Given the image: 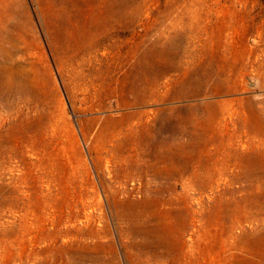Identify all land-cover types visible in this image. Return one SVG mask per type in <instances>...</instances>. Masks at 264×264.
<instances>
[{
    "label": "rangeland",
    "instance_id": "1",
    "mask_svg": "<svg viewBox=\"0 0 264 264\" xmlns=\"http://www.w3.org/2000/svg\"><path fill=\"white\" fill-rule=\"evenodd\" d=\"M0 264H264V0H0Z\"/></svg>",
    "mask_w": 264,
    "mask_h": 264
},
{
    "label": "bare ground",
    "instance_id": "2",
    "mask_svg": "<svg viewBox=\"0 0 264 264\" xmlns=\"http://www.w3.org/2000/svg\"><path fill=\"white\" fill-rule=\"evenodd\" d=\"M14 83L13 82H8L7 84H1V87L4 88L5 90H10L12 87H13ZM4 96V95H3ZM217 117H208L206 118L203 122H201L202 124L204 125H209L210 122L212 123L213 120H216ZM193 123V122H192ZM182 124V122H181ZM189 124L190 123H186L184 124V126L181 128L182 131H180L181 133H187V129L189 128ZM188 127V128H187ZM180 128V127H179ZM153 136V135H151ZM157 137V136H156ZM154 137V138H156ZM159 137V136H158ZM151 138V137H150ZM149 138V139H150ZM157 139V138H156ZM147 140V139H146ZM159 140V139H158ZM155 141V140H154ZM160 144H161V141H159ZM153 143V142H152ZM157 143V142H156ZM206 143L208 144V139L206 140ZM146 144V143H145ZM148 145V144H147ZM155 145V143L153 144V146ZM158 145V143H157ZM156 148V147H155ZM161 148V147H159ZM182 148V147H181ZM221 150V149H220ZM171 152V151H170ZM165 154V153H164ZM202 154L201 153H197L194 149H191L189 151H187L186 149L182 148L180 149L178 152H172L170 154H168L165 159H167V161H169V164H171L170 166L173 167V165L175 163H178V162H182L183 165L181 167V169L178 170V172L175 174H172L171 172L168 171L167 175L163 174L162 171L163 170H160V168H154L152 170L154 176L156 177V179H166L168 181L172 180V179H176L177 176H183L185 174L188 173V171L192 168V163L193 162H197V163H202V162H207L209 158H203L201 156ZM154 158H156L157 160H162V161H165V159L162 158L161 155H153ZM151 156V157H153ZM164 157V156H163ZM236 162H239V165H241V167H245V172L244 174L240 176L237 175V178H243V179H246L250 182L253 181V171H252V168L251 166L248 164V165H245L242 161H239L238 159H236ZM149 170V169H148ZM206 171H202V174H195L194 178L189 180V185L184 189V192L189 194V189L190 187L192 186H195V187H202L203 190L204 188H207V184L210 183L209 181H207V175H211V173L207 172V168L205 169ZM255 173V172H254ZM203 175V176H201ZM202 177V178H201ZM205 177V178H204ZM177 187V185H176ZM175 190L173 188V185L171 184V182H166V184H162L159 186V188H157V196L153 197L152 200L150 201V204H152L154 207H152L153 209H156L157 211H159V207L160 206H163L165 205V198H163V194L165 193H169V194H172L174 193ZM187 194H184V195H181L179 194L178 196L183 199V200H186L188 197H187ZM167 202V201H166ZM202 201L200 199L197 200V203L200 204ZM237 204V203H236ZM149 208V207H148ZM167 213V212H166ZM196 213V212H194ZM165 214V212H164ZM239 215V214H238ZM242 215V214H240ZM238 217V216H237ZM244 217V216H243ZM188 218V217H187ZM216 219V223H219V220L221 219V215L219 212H214L210 217H209V221L213 220V219ZM223 219V218H222ZM181 222L183 223V226H184V230H188L187 227H188V224H187V220L185 218H180ZM199 220V219H198ZM161 221V220H160ZM177 222V221H176ZM148 223V222H147ZM218 224V225H219ZM218 230V229H217ZM218 234L215 235V237L217 238V240L221 241L223 240V237L226 233V230L224 228H220V230H218ZM223 242V241H222ZM159 253V252H158ZM252 255H254V251L252 252ZM163 256V255H162Z\"/></svg>",
    "mask_w": 264,
    "mask_h": 264
},
{
    "label": "crops",
    "instance_id": "3",
    "mask_svg": "<svg viewBox=\"0 0 264 264\" xmlns=\"http://www.w3.org/2000/svg\"><path fill=\"white\" fill-rule=\"evenodd\" d=\"M195 175V174H194ZM202 178V177H201Z\"/></svg>",
    "mask_w": 264,
    "mask_h": 264
}]
</instances>
